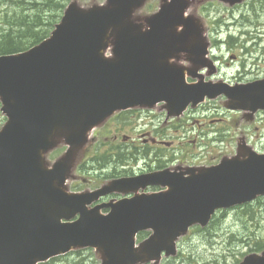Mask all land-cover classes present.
<instances>
[{
  "label": "water",
  "instance_id": "obj_1",
  "mask_svg": "<svg viewBox=\"0 0 264 264\" xmlns=\"http://www.w3.org/2000/svg\"><path fill=\"white\" fill-rule=\"evenodd\" d=\"M148 1L72 0L48 38L0 55L6 116L0 128V264H39L87 247L100 264H159L163 252L177 253L189 226H206L216 210L264 195V154L243 144L236 155L188 178L164 170L113 179L94 191L69 190L90 133L117 111L162 102L168 117L179 116L221 94L229 108L264 109V80L236 86L203 80L200 70L211 75L216 68L205 25L188 12L197 0H160L158 11L142 16ZM189 77L198 81L189 83ZM62 145L66 151L51 162L49 154ZM149 184L170 189L136 193ZM112 192L136 194L90 206ZM145 229L153 233L136 246ZM240 264H264V251Z\"/></svg>",
  "mask_w": 264,
  "mask_h": 264
},
{
  "label": "rangeland",
  "instance_id": "obj_2",
  "mask_svg": "<svg viewBox=\"0 0 264 264\" xmlns=\"http://www.w3.org/2000/svg\"><path fill=\"white\" fill-rule=\"evenodd\" d=\"M92 1L94 0H78L83 5H88ZM104 1L97 0L98 3H103ZM68 2L69 0L66 3ZM8 5V2L2 3L0 1V11L7 9ZM157 8V0H152L140 13L146 14L149 11H155ZM197 15L205 24L207 35L212 41L213 53L222 58L223 68L221 75L224 78L233 77L239 68L243 69V62H246V64L256 62L261 65L264 71V10L233 12L225 9L215 0H211L203 2ZM235 18L244 21L238 23L233 21ZM244 32L246 34H243ZM253 34L259 38L261 50L256 48V50L252 51L253 53H246L243 49L244 44L246 43V46L252 48L249 36ZM230 36L234 37L233 40L229 39ZM237 37L240 39L239 44H235ZM218 38L223 41L228 40L229 44L221 41L220 46L217 45L216 47L215 41ZM232 54L240 55L241 60L235 61L231 59ZM4 121V118L1 117L0 125ZM207 121H209V118H207ZM141 122L142 120L140 119L133 121L132 125H130V128L132 126L133 128L129 129L128 126V129H125L124 132L135 137L136 134L140 133ZM191 127H193L194 132L188 133L187 136L191 138L187 143L184 142L179 145L180 140L184 141L181 136L185 135V133L183 134L180 131L175 135L174 145L184 148V152H197V150H200L202 154L199 155L198 159L203 160V164L217 163L223 156L232 155L236 152L237 136H240L238 134L240 130L234 124V120H228L221 124H204L203 130L198 126ZM145 128L149 127L145 126ZM98 131L103 146L104 135L108 134V132H105L104 128ZM198 132L201 135L203 134L202 145L198 144L195 146L192 140L197 138L196 133ZM248 142L258 152H264V114L252 124ZM92 146L89 145V147ZM59 153V150L53 152L51 158L54 159ZM107 159L105 157L106 165H103L105 167L104 170L102 169L103 166L98 163L94 164L92 172H96L93 173L96 179H102L103 176L113 174L122 169L117 162H113V166H111L112 163H109L110 165L107 164ZM129 162L127 165L128 169L136 170L138 168L135 157H131ZM207 227V230L203 233L199 234L194 231L190 234L186 240L179 244L180 257L174 261L168 259L163 264H174V262L175 264H238L247 254L253 251L258 252L252 249L264 245V197L233 209L226 214L218 213ZM59 263L66 264L65 260Z\"/></svg>",
  "mask_w": 264,
  "mask_h": 264
},
{
  "label": "flooded vegetation",
  "instance_id": "obj_3",
  "mask_svg": "<svg viewBox=\"0 0 264 264\" xmlns=\"http://www.w3.org/2000/svg\"><path fill=\"white\" fill-rule=\"evenodd\" d=\"M218 2L225 9L233 12H242L248 10L256 11L258 9L264 10V0H243L241 3H237L232 6L225 2ZM233 21L240 23L244 20L235 18L233 19ZM243 34H246V32H244ZM233 36H231L229 39L233 40ZM249 38V41L252 42V48L246 46L245 43L243 49L246 51V53H253L252 51L254 49L256 50V48L261 50L259 38H257L255 34L249 36ZM221 41L223 40L218 38V40H216L215 42V46H220ZM223 42L229 44L228 40ZM239 43L240 39L239 37H237V41L235 42V44ZM211 57L215 60L219 72L218 75L211 78L206 77L205 80L224 79L230 84L236 85L247 84L259 79L264 80V71L262 70L261 65L257 64L256 62L247 64L246 62H243V69L239 68L237 70V73H235L233 77L224 78L221 75V71L223 68L222 58L213 53V47H211ZM231 59L240 61L241 56L232 54ZM224 99L225 97H220L213 101L207 100L197 107H189L183 115L174 118L167 117V112L162 105H157L152 109L131 108L116 113L104 124L103 127L98 129L100 130L104 128L105 132H108V134L104 135L105 139L103 141V146L99 131L97 130L95 132L96 140L92 144L93 146L91 145L92 147L88 148L85 158L78 165L76 170L77 175H75L74 179L70 180L69 188L71 189V191L81 192L83 190L97 189L101 186V184H103L102 182L103 180H105V178L102 180H96L94 179L95 177L93 174L96 172H91L92 170L85 168L89 164L93 165L95 159L102 154H104V156L108 158L107 164L112 163L111 166H113V162H117L122 167V169L118 173L107 174L110 176V179L123 176L151 174L154 172H159L161 170H167L169 172V176L172 175L179 178H188L193 174L199 173L205 167L217 164V161V163H210V165L203 164V160L198 159L200 157L199 155L202 154L200 150H197V152H184V148H180L174 145V138L177 132L182 131L183 134L185 133L184 136H181L184 141L180 140L179 142V145H182V143H187V141L191 138L187 136L188 133L194 132L193 127L191 126H198L201 130H203L204 124H221L222 122H227L228 120H234V124L237 125L238 129L240 130V132H238L240 136L237 137L240 141L244 142V145L245 143H248L250 128L252 124L255 123L259 119V117L264 114V111L259 110L254 114H249L248 109L231 110L225 107ZM207 118H209V121H207ZM137 119L142 120V122L140 123L141 129L140 133L136 134V136L133 137L130 134L125 133L124 130L128 129V126L129 129H132L133 126L130 128V125H132V122ZM145 126L149 128H145ZM196 136L197 138L195 140H192L193 143L195 144V146H197L198 144L202 145L203 134L201 135V133L198 132L196 133ZM131 157H135V160L137 162L138 168L136 170H130L127 168V165L130 163L129 159ZM192 170H194V172ZM168 189L169 185L164 186L162 184H153L149 185L144 190H141V193H157L167 191ZM121 197L122 195H120L119 193H112L102 197L97 203H104L112 199H119ZM108 210L109 208H103L102 212L106 213L108 212ZM228 210L230 209L220 210L218 212L222 213L223 211L227 212ZM206 230L207 228L203 229L202 226L195 225L190 228L188 236L194 231H197L200 234L205 232ZM151 232L152 230L143 231L140 233V236L147 237V235L149 236ZM188 236H183L180 238L178 247L179 244L182 241L186 240ZM179 253L177 256L172 258L173 261L180 257Z\"/></svg>",
  "mask_w": 264,
  "mask_h": 264
},
{
  "label": "trees",
  "instance_id": "obj_4",
  "mask_svg": "<svg viewBox=\"0 0 264 264\" xmlns=\"http://www.w3.org/2000/svg\"><path fill=\"white\" fill-rule=\"evenodd\" d=\"M0 1L9 3L7 11H0V55L27 50L48 37L67 5V0ZM104 160L105 156L99 159L98 164L102 165ZM263 247L256 249L259 251ZM63 260L66 264L98 263L92 249H81L40 264H60Z\"/></svg>",
  "mask_w": 264,
  "mask_h": 264
}]
</instances>
